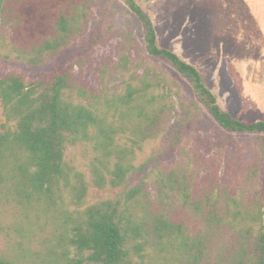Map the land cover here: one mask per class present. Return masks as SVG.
<instances>
[{"label": "trees", "instance_id": "obj_1", "mask_svg": "<svg viewBox=\"0 0 264 264\" xmlns=\"http://www.w3.org/2000/svg\"><path fill=\"white\" fill-rule=\"evenodd\" d=\"M121 1L143 42L120 29L127 51L101 69L96 91L73 62L95 0H0V63L32 74L0 75V264H264V120L223 110L202 73L160 47L136 1ZM109 39L100 27L88 44ZM228 73L244 109L254 108L230 63ZM206 116L215 135L191 146ZM174 120L180 161L165 168L157 147L136 167L137 151ZM79 145L94 152L89 175L68 159ZM108 187L115 197L91 199Z\"/></svg>", "mask_w": 264, "mask_h": 264}, {"label": "rangeland", "instance_id": "obj_2", "mask_svg": "<svg viewBox=\"0 0 264 264\" xmlns=\"http://www.w3.org/2000/svg\"><path fill=\"white\" fill-rule=\"evenodd\" d=\"M135 1L152 20L160 47L173 50L196 67L223 110L242 121L264 120V0ZM113 8L117 10L116 15L104 17V10ZM90 18L86 33L74 42V75L80 83L98 91L101 69L112 71V66L127 51L122 38L118 36L120 29L133 28L141 44L142 27L133 15L126 12L121 0H117L115 7L109 0H95ZM100 27L105 38L110 39L106 43L89 46L91 35L98 32ZM228 63L239 74L242 95L254 104V108L246 110L242 106L240 94L228 73ZM15 68L18 67L0 63V75ZM17 71L26 77L32 76L23 68L19 67ZM110 83V88L119 89L122 85L116 80ZM204 119V123H198L190 134L191 146L195 141L200 144L201 138L208 134L215 135L213 122L207 116ZM176 121L170 123V129L161 138L144 144L143 150L137 151L136 167L145 163L157 147L161 153L156 162L165 168L180 161L171 136L178 131L179 124ZM3 122L0 104V129ZM235 140L240 145L254 143V139L248 136ZM184 141L186 145V134ZM68 159L77 169L89 175L94 152L91 147L79 145L68 151ZM227 176L228 169L223 163L219 169V177L225 181ZM200 179L206 178L201 175ZM117 192L118 190L110 187L102 191L93 188L91 199L113 198Z\"/></svg>", "mask_w": 264, "mask_h": 264}]
</instances>
